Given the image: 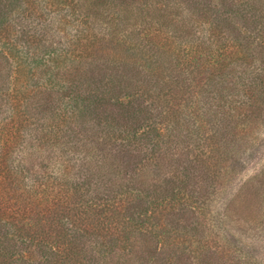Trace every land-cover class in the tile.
<instances>
[{
    "label": "trees",
    "instance_id": "trees-1",
    "mask_svg": "<svg viewBox=\"0 0 264 264\" xmlns=\"http://www.w3.org/2000/svg\"><path fill=\"white\" fill-rule=\"evenodd\" d=\"M261 88L264 0H0V264H223L198 213Z\"/></svg>",
    "mask_w": 264,
    "mask_h": 264
},
{
    "label": "rangeland",
    "instance_id": "rangeland-1",
    "mask_svg": "<svg viewBox=\"0 0 264 264\" xmlns=\"http://www.w3.org/2000/svg\"><path fill=\"white\" fill-rule=\"evenodd\" d=\"M106 48L114 49L112 45ZM208 73L203 71L194 79L203 84ZM246 76H242L241 84L246 83ZM194 79H189L190 83H187V86L191 84L195 87L194 92L193 89L188 94L180 91L178 97L169 102V105L179 107L181 116L190 113L186 104L192 103L195 94L200 92ZM243 112L247 114L242 118L245 121L243 126L239 127L243 129V134L241 140L235 143V150L238 148L239 153L235 155V160H219L220 167L217 168L220 169L215 172L217 177L212 202L198 213L197 222L201 230L206 231L203 230L206 238L202 241L208 247L218 253V243H222L228 251L223 264H264V88L255 91ZM229 201L238 208L227 211V226L223 228V208Z\"/></svg>",
    "mask_w": 264,
    "mask_h": 264
}]
</instances>
